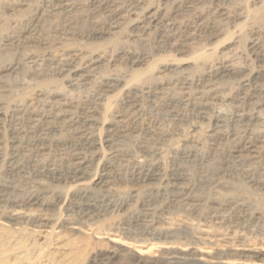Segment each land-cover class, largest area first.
<instances>
[{"label": "rangeland", "instance_id": "rangeland-1", "mask_svg": "<svg viewBox=\"0 0 264 264\" xmlns=\"http://www.w3.org/2000/svg\"><path fill=\"white\" fill-rule=\"evenodd\" d=\"M235 231L264 264V0H0V264H211Z\"/></svg>", "mask_w": 264, "mask_h": 264}, {"label": "bare ground", "instance_id": "bare-ground-1", "mask_svg": "<svg viewBox=\"0 0 264 264\" xmlns=\"http://www.w3.org/2000/svg\"><path fill=\"white\" fill-rule=\"evenodd\" d=\"M42 3V2H41ZM50 4V3H49ZM60 4V3H59ZM35 5V4H34ZM46 5V4H45ZM108 6V5H107ZM45 7H47V6H45ZM40 8V7H39ZM119 16V15H118ZM243 16V15H242ZM108 19V18H107ZM118 19V18H117ZM254 46V45H253ZM75 71V70H74ZM115 81V80H114ZM113 85V84H112ZM203 103V102H202ZM57 104V103H56ZM135 105V104H134ZM204 110V109H203ZM223 115V114H222ZM46 132V131H45ZM85 135V134H84ZM82 141V140H81ZM83 141H85V140H83ZM26 143H28V142H26ZM30 143V142H29ZM75 143V142H74ZM35 144V143H34ZM34 144H32V145H34ZM80 144V143H79ZM81 144H84V143H81ZM38 146V145H37ZM76 146H77V144H76ZM89 146V145H88ZM34 147H36V146H34ZM30 149V148H29ZM145 150V149H144ZM147 150V149H146ZM149 152V151H148ZM32 155V154H31ZM186 155H189V153H187ZM193 156V155H192ZM184 157V156H183ZM190 159V158H189ZM81 164V163H80ZM82 165V164H81ZM82 167V166H81ZM71 168V167H70ZM75 168V167H74ZM56 169V168H55ZM61 169V168H60ZM148 169V168H147ZM76 171V170H75ZM67 172V171H66ZM146 171H144L143 173H145ZM156 172V171H155ZM61 173H63V172H61ZM152 173H153V171H152ZM30 174V173H29ZM64 174V173H63ZM71 174V173H70ZM70 174H68V175H70ZM141 174V173H140ZM139 174V175H140ZM75 175H77V174H75ZM143 175V174H142ZM141 175V176H142ZM149 175V174H148ZM153 175H154V173H153ZM67 176V175H66ZM65 176V177H66ZM79 176V175H78ZM147 176V175H146ZM60 177V176H59ZM62 177V176H61ZM144 177V176H143ZM72 178V177H71ZM149 178V177H148ZM155 178V177H154ZM153 178V179H154ZM65 179V178H64ZM73 179V178H72ZM150 179V178H149ZM146 181H147V179H146ZM2 191V190H1ZM29 199V198H28ZM16 200V199H15ZM88 202V201H87ZM8 203V202H7ZM81 203V202H80ZM82 203H83V201H82ZM81 203V204H82ZM18 204V203H17ZM88 204V203H87ZM81 206V205H80ZM82 207V206H81ZM81 207H80V210H81ZM89 208V207H88ZM243 208V207H242ZM79 211V210H78ZM247 211V210H246ZM86 214V213H85ZM235 214V213H234ZM176 220V219H175ZM188 219H186V221H187ZM237 222V221H236ZM239 223V222H238ZM234 224V223H233ZM236 224V223H235ZM232 225V224H231ZM186 226H187V224H186ZM188 226H189V224H188ZM188 226H187V228H188ZM239 226V225H238ZM230 227V226H229ZM153 228V227H152ZM155 228V227H154ZM167 228V227H166ZM165 227H164V229H166ZM162 229V228H161ZM169 229V228H168ZM234 229V228H233ZM191 230V229H190ZM167 232V231H166ZM166 232H164V233H166ZM247 232V231H246ZM257 232V231H256ZM255 232V233H256ZM161 233V232H160ZM232 233V232H231ZM249 233H251L250 231H249ZM167 234V233H166ZM182 234V233H181ZM236 231L234 232V237H232V238H230V260H223V258L224 257H215L214 259H212L211 261H210V263L211 264H250V263H248L245 259H243V255H242V253L246 250V248H247V245L245 244L246 243V237H244V238H242L241 240H242V242H241V240H237L236 239ZM254 234V233H253ZM232 236V235H231ZM208 238H209V236H208ZM204 240V239H203ZM153 241V240H152ZM227 244V243H226ZM261 244V243H260ZM224 247H225V244L223 245ZM223 246H221V247H223ZM236 246H238V247H236ZM261 246L262 247H264V245L263 244H261ZM240 247L242 248V249H240ZM219 248H220V246H219ZM252 248V247H251ZM258 250V249H257ZM226 251V250H225ZM219 254V253H218ZM225 254H227V253H225ZM228 255V254H227ZM109 256V255H108ZM219 256V255H218ZM149 260V259H148ZM146 261V260H145ZM165 261V260H164ZM173 261V260H172ZM146 263V262H145ZM147 264V263H146Z\"/></svg>", "mask_w": 264, "mask_h": 264}]
</instances>
